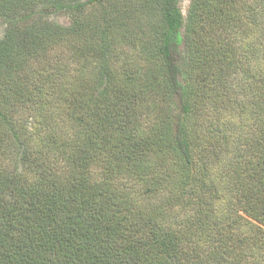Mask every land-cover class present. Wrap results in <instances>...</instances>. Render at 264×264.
I'll return each instance as SVG.
<instances>
[{
  "label": "trees",
  "instance_id": "16d2710c",
  "mask_svg": "<svg viewBox=\"0 0 264 264\" xmlns=\"http://www.w3.org/2000/svg\"><path fill=\"white\" fill-rule=\"evenodd\" d=\"M181 2L0 0V264H264V0Z\"/></svg>",
  "mask_w": 264,
  "mask_h": 264
},
{
  "label": "rangeland",
  "instance_id": "374dc122",
  "mask_svg": "<svg viewBox=\"0 0 264 264\" xmlns=\"http://www.w3.org/2000/svg\"><path fill=\"white\" fill-rule=\"evenodd\" d=\"M188 5H189V0H182L181 6H182L184 13H186ZM57 19L63 24L69 23L68 18L65 16H59V17H57Z\"/></svg>",
  "mask_w": 264,
  "mask_h": 264
}]
</instances>
